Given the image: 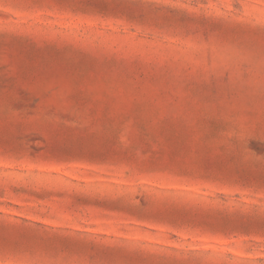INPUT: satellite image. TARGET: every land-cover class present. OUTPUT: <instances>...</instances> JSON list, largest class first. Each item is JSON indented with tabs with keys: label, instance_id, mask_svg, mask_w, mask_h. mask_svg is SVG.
Here are the masks:
<instances>
[{
	"label": "rangeland",
	"instance_id": "obj_1",
	"mask_svg": "<svg viewBox=\"0 0 264 264\" xmlns=\"http://www.w3.org/2000/svg\"><path fill=\"white\" fill-rule=\"evenodd\" d=\"M0 264H264V0H0Z\"/></svg>",
	"mask_w": 264,
	"mask_h": 264
}]
</instances>
